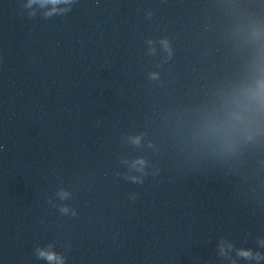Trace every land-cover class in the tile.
Masks as SVG:
<instances>
[{"label": "clouds", "instance_id": "9594fccd", "mask_svg": "<svg viewBox=\"0 0 264 264\" xmlns=\"http://www.w3.org/2000/svg\"><path fill=\"white\" fill-rule=\"evenodd\" d=\"M54 2H55V0H54ZM49 259H52V257H51V256H49Z\"/></svg>", "mask_w": 264, "mask_h": 264}]
</instances>
